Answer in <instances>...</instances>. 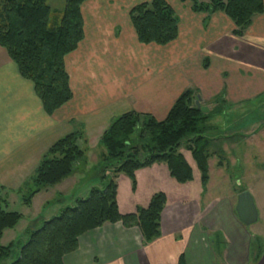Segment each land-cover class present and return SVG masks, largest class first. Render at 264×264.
I'll return each mask as SVG.
<instances>
[{
    "label": "crops",
    "instance_id": "0c3cea01",
    "mask_svg": "<svg viewBox=\"0 0 264 264\" xmlns=\"http://www.w3.org/2000/svg\"><path fill=\"white\" fill-rule=\"evenodd\" d=\"M166 1L179 19V37L164 47L141 45L130 20L134 7L151 0H89L82 5L85 37L65 58L73 99L53 116L45 113L33 83L20 76L0 47V188L21 189L44 154L73 132H84L89 147L93 142L99 144L112 121L128 112L163 121L188 89L194 90L203 104L225 103L236 108L264 96V14L255 17L244 35L237 37L234 24L223 13L209 16L193 12L188 2ZM230 129L224 124L222 135L210 137L221 139L220 144L227 148L235 139L234 134L227 135ZM182 154L193 171L192 182L179 184L166 164L139 170L128 212L123 211L118 188L123 215L148 207L156 193L166 195L160 239L143 246L138 229L107 224L81 237L78 251L65 257L64 264H178L181 257L186 264H251V245L259 236L248 232L238 220L240 193L208 203L210 176L204 188L197 165L191 162L192 154ZM147 184L149 192L140 191L141 185ZM77 186L74 174L53 187L57 188L53 200L58 194L77 192L70 195L72 201L60 200L56 211L86 199L92 188L99 187L88 186L83 192ZM53 188L36 195L28 208L34 209L40 196ZM257 211L254 224L261 219ZM15 229L4 233L3 247L20 241L15 238ZM214 233H222L228 243L221 260L211 244ZM258 239L263 246L253 263L264 264V241Z\"/></svg>",
    "mask_w": 264,
    "mask_h": 264
},
{
    "label": "trees",
    "instance_id": "16d2710c",
    "mask_svg": "<svg viewBox=\"0 0 264 264\" xmlns=\"http://www.w3.org/2000/svg\"><path fill=\"white\" fill-rule=\"evenodd\" d=\"M89 0H65L61 16L52 21L54 10L49 0H0V47L19 70L20 76L33 83L35 94L48 116H53L73 99L65 58L84 40L82 5ZM190 3L192 11L212 16L223 13L234 24V36L242 37L255 17L264 14V0H179ZM130 20L141 45L167 46L179 37V19L166 0H151L134 7ZM204 67L208 64L205 61ZM195 91H184L163 121L152 115L128 112L112 121L100 139L104 148L101 186L92 188L86 199H77L58 216L39 229L28 230L25 241L1 245L3 235L15 229L23 215L10 211L8 191L0 188V264H64L65 257L79 249V240L107 224H122L138 229L143 246L162 236L161 217L167 197L159 192L146 208L133 214L120 213L117 201L118 174L126 175L136 190V172L155 164H166L179 184L193 181V171L183 154L184 147L201 174L205 188L209 182L212 149L221 139L210 137V114L197 106ZM201 103V101H200ZM88 140L76 131L56 142L42 157L34 175L17 192L25 206L33 198L71 178L85 157ZM226 153L219 156L223 167ZM144 156V158H141ZM111 167V168H110ZM4 193V195H2ZM260 246V253L262 250ZM260 254L256 257L259 258ZM178 264H186L183 257Z\"/></svg>",
    "mask_w": 264,
    "mask_h": 264
},
{
    "label": "rangeland",
    "instance_id": "374dc122",
    "mask_svg": "<svg viewBox=\"0 0 264 264\" xmlns=\"http://www.w3.org/2000/svg\"><path fill=\"white\" fill-rule=\"evenodd\" d=\"M199 2L207 4L210 0H199ZM49 5L54 10L52 14L53 21L61 16L65 0H50ZM201 106L209 109L210 119L207 124L211 129L210 135L219 137L223 133L220 128L227 124L232 128L227 132V135L234 134L233 138H235H230L233 141L229 143L227 148L221 143L220 145H214L212 149L217 156L211 157L209 160L210 184L207 201L213 204L219 199H230L235 193L249 192L254 197L261 219L257 224L247 226V229L248 232L259 236L258 238H262L264 241V96L256 102L238 108L229 107L225 103L206 105V103L201 102ZM233 126L240 129H234ZM235 133H239L241 138L235 137L239 136ZM180 150L186 156H190V153L184 147ZM104 151V148L95 142L85 149V157L78 163L75 171V177L78 181L77 190L85 192L84 190L88 186H101L103 170L107 166L102 161ZM223 152L226 153V160L223 167H219V156ZM141 158H144V156H141ZM191 162L195 163L192 159ZM197 171L201 176L198 169ZM116 183L119 188L123 211L128 212V207L130 208L133 204L130 200V193L133 191L132 181L126 175L118 174ZM53 189L48 194L44 192L40 196L38 200L40 202L36 204L34 209H30L23 204L21 195L17 191L7 189L10 211L20 213L24 218L14 230L16 233L15 238H19L20 242L26 240L27 228L39 229L45 220L52 216H58L60 211H56V209H59L57 207L59 201L68 200V198L72 201L70 195L77 193L76 190L74 192L67 191L63 196L58 194V198L53 200L54 196L57 195L54 194L57 188ZM141 190L149 192L150 187L148 184L141 185ZM258 238L254 239L251 245V264H254L253 262L260 254L262 242ZM211 244L219 260H221L223 252L228 247L226 238L222 233L211 234Z\"/></svg>",
    "mask_w": 264,
    "mask_h": 264
},
{
    "label": "water",
    "instance_id": "95a60500",
    "mask_svg": "<svg viewBox=\"0 0 264 264\" xmlns=\"http://www.w3.org/2000/svg\"><path fill=\"white\" fill-rule=\"evenodd\" d=\"M198 108H201L200 99L197 102ZM204 113H208L209 109L202 107ZM238 220L245 226H250L258 221V211L249 192H243L238 197V204L236 207Z\"/></svg>",
    "mask_w": 264,
    "mask_h": 264
}]
</instances>
